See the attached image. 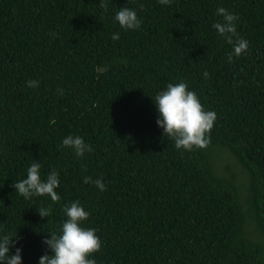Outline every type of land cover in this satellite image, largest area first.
<instances>
[{
  "label": "trees",
  "instance_id": "16d2710c",
  "mask_svg": "<svg viewBox=\"0 0 264 264\" xmlns=\"http://www.w3.org/2000/svg\"><path fill=\"white\" fill-rule=\"evenodd\" d=\"M121 7L140 29L114 21ZM218 7L248 41L231 60ZM181 81L216 113L191 151L163 134L152 99ZM69 134L92 151L62 146ZM33 160L42 178L60 173L59 201L15 191ZM73 201L101 239L95 264H264V0H0V232L17 234L22 264L50 254L42 241Z\"/></svg>",
  "mask_w": 264,
  "mask_h": 264
},
{
  "label": "clouds",
  "instance_id": "9594fccd",
  "mask_svg": "<svg viewBox=\"0 0 264 264\" xmlns=\"http://www.w3.org/2000/svg\"><path fill=\"white\" fill-rule=\"evenodd\" d=\"M101 6L107 10L108 0H100ZM162 5H167L171 0H158ZM216 14L222 20L215 21L213 28L224 37L228 43L233 44L232 52L229 54L231 60L233 56L245 54L248 49V41L238 39L233 42L232 37L236 35V24L238 16L229 12L224 7H218ZM114 21L121 28L138 30L142 21L133 8L121 7L115 13ZM113 40L119 39V33L112 35ZM207 77V73H204ZM28 87H38L39 81H27ZM157 109V126L163 130V134L171 137L177 149L191 151L194 148H202L207 143V136L210 133L216 120V113L212 110H205L198 95L188 87V84L181 81L178 83H168L166 88L160 90L152 96ZM62 146L72 149L76 156L83 157L86 152H91L92 147L86 143L79 135L69 134L62 139ZM42 165L38 160L27 168V175L14 182V189L25 200L33 197L47 195L52 201H59L60 196L57 189L60 187V173L56 170L50 171L46 178L41 176ZM84 182L93 183L100 191L106 190L103 180L85 176ZM41 217H48L47 209H37ZM66 219L63 221L59 233H50L43 239V244L50 250L39 257L38 264H95V259L90 258L92 253L99 251L102 247L100 237L96 234L94 227H84L83 222L88 219L90 212L80 204L73 201L63 208ZM8 233L0 232V264H22V247H15V252L11 249L18 244V238Z\"/></svg>",
  "mask_w": 264,
  "mask_h": 264
}]
</instances>
